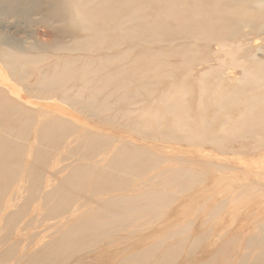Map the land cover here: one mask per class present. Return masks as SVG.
Returning a JSON list of instances; mask_svg holds the SVG:
<instances>
[{
  "label": "bare ground",
  "instance_id": "bare-ground-1",
  "mask_svg": "<svg viewBox=\"0 0 264 264\" xmlns=\"http://www.w3.org/2000/svg\"><path fill=\"white\" fill-rule=\"evenodd\" d=\"M257 2L66 0V18L79 30L72 42L79 45L57 43L56 48L64 50L51 59L48 47L12 43L11 50L1 48L0 60L28 97L78 104L101 121L120 118L141 138L145 133L169 140L190 138L196 143L216 138V147L233 150L241 138L264 139V60L251 49L263 50L258 40H264V26L257 25L263 12L256 8ZM247 22L256 24L244 29ZM212 45L218 47L214 50ZM241 49L246 51L239 56ZM215 67L220 74L212 78L209 72ZM235 67L243 71L236 84L227 81V73ZM3 81L9 83L6 78ZM0 89L9 91L6 85ZM12 89L17 91L14 85ZM50 108L29 106L8 92L0 95V181L12 183L26 172L23 187L39 183L33 196L53 221L70 210L73 196L98 194V199L78 203L83 212L66 224L51 251L55 255L42 256L46 260L41 264L63 263L88 243L89 235L102 237L134 228L143 217L160 215L175 190L203 181L201 170L186 165L166 167L177 159L170 150L122 134L93 131ZM69 127L83 128L84 135L74 138ZM29 136L34 141V164L32 159L24 164L28 152L24 143ZM90 140H95L93 145ZM48 147L79 153L60 168L65 174L50 177L53 182L45 187L42 171L43 160L50 157ZM127 173L133 175L127 177ZM149 180L160 181L163 187H146ZM102 182L113 193L104 195V186L98 187ZM2 191L0 215L10 199L16 198L14 193L6 199ZM10 216L17 224L19 212ZM8 217L0 219V245L11 232L12 226H5ZM176 233L169 231L166 236L172 241L168 253L172 261L183 247ZM137 255L153 258L145 248ZM5 256L2 252L0 258ZM204 257L194 264L218 260L216 254Z\"/></svg>",
  "mask_w": 264,
  "mask_h": 264
},
{
  "label": "rangeland",
  "instance_id": "rangeland-1",
  "mask_svg": "<svg viewBox=\"0 0 264 264\" xmlns=\"http://www.w3.org/2000/svg\"><path fill=\"white\" fill-rule=\"evenodd\" d=\"M65 1L8 0L9 4L1 2L3 5L0 4V50L1 48L10 49L9 45L12 43H16L17 47L38 45L41 48L48 47L47 52L50 58L54 59L56 53L64 50H61L58 45L56 48L57 43H62L65 47L79 45L80 42H72V36L79 30L75 29L66 18L68 11L67 5H63ZM220 1L224 3L228 0ZM257 4L255 3L256 8L259 12H263L257 25L264 26V0L262 3L259 0L258 6ZM255 24L247 22L244 29L251 30ZM237 27L239 25L231 29L234 30ZM258 43L263 50L251 49L257 54L256 57L264 60V40L259 39ZM215 47L218 46L212 45L214 50ZM245 51L241 49L239 56ZM211 62L215 64V60ZM201 68L202 65L197 66L195 74L199 73ZM173 69L176 72L180 71L178 67ZM230 71L227 73L230 79L226 80L238 83L243 76L242 69L235 67ZM219 74L220 68L217 67L209 72L212 78ZM4 78L9 83L3 81ZM29 78L32 80L33 75L31 74ZM0 85L9 87V91L0 89V95L8 92L18 99L25 100L29 106L51 107L50 109L53 108L55 113L58 112L57 114L60 113L93 131L105 130L122 134L137 138L140 142L150 143L156 148L170 150L168 153L176 156L177 159L170 160L166 167L186 165L204 173L203 181L195 183L186 190H175L173 200L161 207L160 215L152 219L143 217L140 225L134 228L105 233L102 237L89 235L88 243L65 258L61 264H194L205 258V255L213 256V254L218 256L217 262L213 264H264L263 138L255 135L241 138L236 142L237 148L233 150L223 145L216 147L215 143L218 142L216 138L199 143L190 138L169 140L158 137L157 133H145L144 138H141L139 134L133 133L130 126L125 125L120 118L111 117L109 120L112 122L101 121L90 110L78 104L69 105L56 100L44 101L28 97L23 85L10 75L7 66L1 60ZM12 85L17 91L12 89ZM167 117L169 115L165 116L164 122L168 120ZM163 127L165 125L161 126ZM212 128L213 126L211 130ZM68 129L74 138L84 135L81 127ZM94 142L95 140L89 141L92 145ZM244 143L247 144L246 147ZM24 144L28 147L24 164L30 163L31 159L34 164L36 157L33 156V136L26 137ZM48 149L50 157L43 160L45 169L42 171V177L46 181L45 187L53 182L50 177L64 175L65 170L60 168L65 162L72 161L75 154L79 153L65 148L57 151L54 147H48ZM70 153L74 154L67 157L66 155ZM126 175L129 177L133 174ZM26 180L25 172L12 183L0 181V191L3 189L2 197L8 199L10 195L16 193V198L10 199L0 215V219L4 215H9L5 226H12L9 228L11 232L0 245V255L2 252L6 254L4 259L0 258V264H41L46 260L42 256L55 255L51 254V251L66 224L76 221L73 217L83 212L82 208L77 207L78 203H92L98 199V194L89 198L84 195L73 196L70 200L73 202L70 210L63 213L58 220L53 221L48 219L49 215L46 214L45 207L42 208L40 201L33 196L32 192L37 190L39 183L36 182L26 189L23 187ZM148 183L146 187L155 186L159 189L163 187L160 181L149 180ZM106 185L102 182L98 184V187L104 186L102 188L106 192L103 194L108 196L113 192L107 189ZM11 211H18L20 214L17 224L16 219L10 216ZM129 229L134 231L130 233ZM169 231L177 232L176 239L181 241L183 246L182 252L173 261L168 257L172 247L170 243L172 241L166 239ZM142 248L147 249L153 258L138 256L137 251Z\"/></svg>",
  "mask_w": 264,
  "mask_h": 264
}]
</instances>
